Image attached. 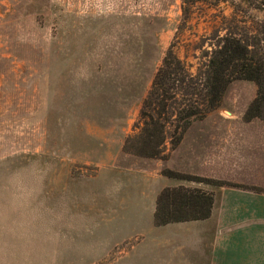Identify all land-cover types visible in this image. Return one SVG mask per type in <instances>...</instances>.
I'll return each mask as SVG.
<instances>
[{"label":"rangeland","instance_id":"obj_1","mask_svg":"<svg viewBox=\"0 0 264 264\" xmlns=\"http://www.w3.org/2000/svg\"><path fill=\"white\" fill-rule=\"evenodd\" d=\"M254 1L0 0V264H169L188 254L169 246L175 224L152 220L151 191L173 187L161 171L179 170L183 145L170 150L167 138L166 156L148 158L125 152L124 140L139 130L170 46L196 73L224 33L264 38ZM255 94L235 80L205 118L242 119Z\"/></svg>","mask_w":264,"mask_h":264},{"label":"trees","instance_id":"obj_2","mask_svg":"<svg viewBox=\"0 0 264 264\" xmlns=\"http://www.w3.org/2000/svg\"><path fill=\"white\" fill-rule=\"evenodd\" d=\"M253 6L264 8V0L254 1ZM182 13L184 17L189 16L186 7H183ZM231 20H234L233 17ZM206 57L197 72L192 73L172 46L169 47L142 100L140 125H137L139 130L124 140L125 152L148 158H164L166 139L170 138V150L175 149L194 120L204 118L220 106L225 91L235 80L252 81L256 85V94L247 105L243 118L246 121L254 118L264 121V38L250 39L247 34L238 36L228 31L218 37ZM169 126H173L172 133ZM161 174L171 179L263 191L259 187L170 168L163 169ZM212 204L213 194L200 188L164 187L156 197L153 223L158 226L205 219L210 215Z\"/></svg>","mask_w":264,"mask_h":264},{"label":"crops","instance_id":"obj_3","mask_svg":"<svg viewBox=\"0 0 264 264\" xmlns=\"http://www.w3.org/2000/svg\"><path fill=\"white\" fill-rule=\"evenodd\" d=\"M257 119L204 117L197 119L199 123L194 120L185 131L177 145V148L183 145L184 149L182 166L175 169L193 175L223 178L263 191L215 185L209 189L183 185L173 179L171 186L211 192L213 204L205 219L165 224L178 227L169 246L174 249L183 246L188 253L182 256L176 252L179 258H168L171 263L264 264V128H257ZM151 192L155 200L158 194ZM158 249L164 250L162 246Z\"/></svg>","mask_w":264,"mask_h":264}]
</instances>
